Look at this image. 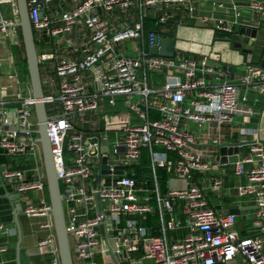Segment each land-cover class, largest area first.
Segmentation results:
<instances>
[{"label":"built area","instance_id":"obj_1","mask_svg":"<svg viewBox=\"0 0 264 264\" xmlns=\"http://www.w3.org/2000/svg\"><path fill=\"white\" fill-rule=\"evenodd\" d=\"M54 1L28 0L27 6L39 63L55 61L49 83L53 93H43L42 101L45 106L59 103L61 109L58 115H47L46 123L65 226L78 264H97V255L99 264H264V145L255 139L248 144L247 156L234 163L237 175L244 164H253L245 183L236 188L239 196L254 201L251 232H239L234 214L210 205L207 190L220 192L222 178L205 181L222 166L218 147L227 144L225 126L237 116L256 115L248 105L250 94L264 104V69L246 58L243 75L230 82L226 79L230 69L210 65L206 57L168 58L144 49V44L149 49L162 40L160 33L145 28L147 19L166 26L181 12L193 25L233 40L241 37V28L258 31L239 26V21L264 17V0H212L211 16L198 15L192 0H74L68 10ZM154 8L158 11L151 16L149 10ZM101 13L111 17L121 13L125 23L115 18L109 22ZM17 22L15 0H0V34L5 40H15ZM72 35L76 56L59 59L56 39ZM79 35L87 41L81 43ZM127 40L139 42L140 47L135 43L132 49L135 56L116 53ZM155 72L163 73L158 88L151 87L148 79ZM100 98L109 106L121 99L136 115L122 126L121 140L111 147L106 135L110 124L99 123L87 134L74 131L71 123L70 115L101 111ZM18 100L12 114L0 107V149L9 158L24 157L33 163L31 181H25L22 169L3 172L4 180L15 184L13 193L20 196L42 190L45 175L36 162L42 153L34 133L35 100ZM151 111L158 116L152 117ZM182 121L204 127L203 133L197 136L187 127L180 129ZM143 152L152 188L133 177ZM156 168L169 175L165 193L159 188ZM97 174L100 180L94 183ZM170 181L183 187L170 189ZM21 212L28 218H45L40 225L45 235L37 247L50 254L49 264H60L50 204L40 200L38 205L21 207ZM147 216H155V223L144 225ZM177 231L183 235L173 236Z\"/></svg>","mask_w":264,"mask_h":264},{"label":"crops","instance_id":"obj_2","mask_svg":"<svg viewBox=\"0 0 264 264\" xmlns=\"http://www.w3.org/2000/svg\"><path fill=\"white\" fill-rule=\"evenodd\" d=\"M192 2L196 5L197 1L192 0ZM261 18L264 20V17ZM173 21L175 23H172ZM177 21L179 22L178 26L176 25ZM153 24V30L160 33L162 39L175 34V58L198 61L206 57L210 65L220 69H225V67L230 69V74L226 78L230 82H237L243 75V64L246 58H250L254 64L264 69V23L258 29L256 38L253 41L244 43L242 37H236L232 40V38L230 39L226 36V39H219L216 36L221 33L205 27L190 26L187 22V17L181 12H178L177 16L166 26H159L155 21H153ZM14 30L18 31L17 28ZM237 42L241 43L242 46L236 47L234 44ZM12 44H14L13 39L5 40L0 34V107L7 111L8 114H12L13 110L18 106V99L31 97L29 83L26 84L23 81L20 72L17 71V67L14 64V54L10 48ZM144 49L148 51L146 44H144ZM69 58L71 59V56H68ZM54 64L49 70H46L49 77L52 74ZM53 76L52 78H54ZM152 77L150 86L161 87L162 76L153 75ZM22 82L27 85L25 91L20 89ZM120 101L127 107L123 100ZM248 105L254 110L256 115L244 119L237 116L223 130L226 143L240 142L241 139L247 142L239 148L237 156L241 159L247 156L248 144L255 139L264 145V104L257 96L250 94ZM150 115L152 117L158 116L155 111H151ZM101 124L103 125V122ZM253 131H256L257 134L253 135ZM27 160L24 157L9 158L0 149V264H17L18 229L14 223L15 204L19 203L21 207H24L28 204L38 205L40 200L49 203L48 189H46L47 192L45 194V186L42 190L21 194L18 201L11 202L7 198V194H13V186L15 184L4 180L3 172L8 169H22L25 170V181H31L34 179L35 174L30 171L33 164L29 165V163H26ZM252 167L253 164H244L242 174L237 175L234 172V163L224 164L219 171L208 174V179L205 180L209 184L211 178H222L223 189L220 192L211 193L207 190L210 205L217 210H226L229 213L230 209H232L233 214L236 216L234 228L241 233L251 232L255 205L251 197L239 196L236 188L245 183L246 173ZM40 172L45 175L44 166L43 170L40 169ZM44 182H46V177H44ZM205 186L207 187L208 185ZM44 221L45 218L43 217L28 218L22 212L19 213L18 222L21 235L19 264H49L50 254L37 247V242L45 235V231L40 227ZM183 232L177 231L173 236L180 237Z\"/></svg>","mask_w":264,"mask_h":264},{"label":"water","instance_id":"obj_3","mask_svg":"<svg viewBox=\"0 0 264 264\" xmlns=\"http://www.w3.org/2000/svg\"><path fill=\"white\" fill-rule=\"evenodd\" d=\"M27 1L28 0H15L16 12L18 16V22L15 24V27L20 29L29 78V85L31 89V97L33 100H35L33 111L37 123V129L34 133L37 135L36 141L40 144L42 153L46 184L49 194V204L54 223L60 264H73L68 238L69 232L66 229L63 214L62 195L59 189V178L57 177L55 172L51 145L48 137V128L46 123L48 116L46 113V106L42 101L44 94L39 71V60L29 20ZM256 34V30L249 28H241L239 31V35L243 38V43L246 41H253L256 38ZM234 45L236 47L242 46V44L238 42ZM148 52L151 55L172 58L175 52V34H172L171 37L162 39L159 46L150 47L148 49ZM246 143L247 142H245L244 139H241L240 142H232L227 143L226 145L219 146V163L221 165H224L237 162L239 148ZM106 150V142L103 141V151ZM95 178L96 180L94 183L100 180V176L98 174ZM169 187L170 189L181 188L183 187V184L177 183L175 181H170ZM7 198L11 202L19 200V196L14 193L7 194ZM232 211L233 210L230 209V213L233 214ZM20 212L21 206L19 203H17L14 206V223L18 229V243L16 246L17 264H19V250L21 242L20 225L18 222V215Z\"/></svg>","mask_w":264,"mask_h":264},{"label":"rangeland","instance_id":"obj_4","mask_svg":"<svg viewBox=\"0 0 264 264\" xmlns=\"http://www.w3.org/2000/svg\"><path fill=\"white\" fill-rule=\"evenodd\" d=\"M196 1H197L196 2V12L198 15L211 16L213 14L214 10H213V6H212V0H196ZM53 3H57V4L60 3V4H62L63 10H68V9H70V6L74 4V0H60V1L55 0ZM2 10L6 16V14L8 13L7 11H9V5L7 3H5L2 6ZM157 11H158L157 8L151 9V10H149V14L151 16H154L157 13ZM100 15L105 17L109 22H111L112 19L115 18L116 20L120 21L121 23H125V17L126 16L123 18V15L121 13L114 15L112 17L109 16L108 14H102V13ZM246 17L248 18L249 15ZM187 22L189 23L190 26H195V25H193L192 21L187 20ZM172 23H175V22L173 21ZM262 23H264V20L262 18L256 16L255 20H252V21L240 20L239 26L248 25L249 27H256V28L260 29L262 27ZM196 27H202V26L196 25ZM237 29H238V27H237ZM17 30H19V28H17ZM226 36H228L231 39L230 35H226V34H222V33L216 37L219 39H222V38L226 39ZM78 38H79L81 43L87 41V38H83L82 35H79ZM14 39H15V40H13L14 44H12L10 46V48L12 49V52L14 54V56H13L14 64L17 67V71L20 72V68H21L20 63L22 62L24 52H23V46L21 43V38H20L19 32L16 34V37ZM73 42H74V36L73 35L72 36H62V37H59L58 39H56L57 46L55 47V53L59 59L60 58L68 59V56H71V58L72 57L74 58L76 56V54L74 52V46H73V44H71ZM135 43L138 45V47H140V44L138 41H132V40L124 41L119 47L116 48V53L135 56L136 54L132 50ZM53 63H55V61L48 62L45 64L39 63V71H40L42 89H43L44 94L53 93V90L51 89L52 87L49 86L50 82L53 83V78H52L53 74H50V77H49L48 74L46 73V70L47 69L49 70V68H51ZM161 74H163V73L162 72H155L154 74L148 76V79H150V81H151L153 79V77H152L153 75L160 77ZM22 78H23V81L27 84L28 78L24 75H22ZM19 81H21V80H19ZM26 86L27 85H24L22 82L20 84L21 91H25ZM120 100L121 99L117 100L115 106H109L107 103V99L100 98L99 99V105L102 108L101 111H99V112H97V111L86 112L83 114L76 113V114L70 115L71 123L75 129L74 131L92 134V132H94L98 128V124L103 122V125L104 124L105 125L110 124V127L112 129L106 134L107 138H108L109 146L111 147L112 143L120 141L121 137H119V135H122V130H121L122 126L125 123L133 122L136 119V115L133 112H131L128 109V107L124 106L123 102ZM46 113L48 116L60 114L61 109H60L59 103L47 104L46 105ZM104 115H106L108 117V119L106 121H102V117ZM186 127L188 128L189 132L194 133L197 136H199L204 131V127L197 128L195 126V124H193L192 122H188V124H187L184 121H182L181 125H180V129L183 130ZM36 162H37L38 166L40 167V169L43 170L42 160L40 157L36 159ZM26 163H29V165L33 164L31 160H27ZM44 185H45L44 190H45V194H46V192H47L46 182H44ZM69 245H70V251H71L73 264H78V262L74 258L75 255L73 252V241L71 240V238L69 241ZM95 261L97 264H99L101 262L100 256H98V255L95 256Z\"/></svg>","mask_w":264,"mask_h":264},{"label":"trees","instance_id":"obj_5","mask_svg":"<svg viewBox=\"0 0 264 264\" xmlns=\"http://www.w3.org/2000/svg\"><path fill=\"white\" fill-rule=\"evenodd\" d=\"M145 27L147 29H153L154 24H153V20L148 19L147 22L144 23ZM20 38H21V33H20V29L18 30ZM35 42V41H34ZM21 43H22V39H21ZM23 46V44H22ZM35 46H36V50L38 53L39 50V44L35 42ZM24 52V49H23ZM21 68H20V75H24L28 78V72H27V66H26V60H25V55L23 56L22 62L20 63ZM28 83H29V78H28ZM157 117V116H155ZM150 169H149V162L148 159L146 157L145 152H143V156H142V162L139 166L134 168V178L135 180L141 184L142 182H146L147 187L152 188L153 187V181L151 179L150 176ZM155 175L157 178V182L159 185V188L161 190L162 193L166 192V186H167V182L169 179V175L166 173L164 168H156L155 169ZM156 221V217L155 216H147L144 225L148 226L150 224H154Z\"/></svg>","mask_w":264,"mask_h":264}]
</instances>
